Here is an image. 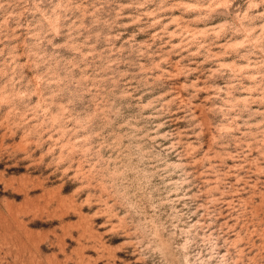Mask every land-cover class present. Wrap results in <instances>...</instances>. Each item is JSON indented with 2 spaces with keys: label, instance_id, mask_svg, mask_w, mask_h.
I'll list each match as a JSON object with an SVG mask.
<instances>
[{
  "label": "clouds",
  "instance_id": "9594fccd",
  "mask_svg": "<svg viewBox=\"0 0 264 264\" xmlns=\"http://www.w3.org/2000/svg\"><path fill=\"white\" fill-rule=\"evenodd\" d=\"M13 2L0 0V16H11ZM17 2L27 3L29 11L12 17L11 25L0 24V56L17 54L12 28L25 30L24 52L44 86L54 82L67 110L64 119L79 133L87 173L82 179L122 224L129 251L146 264L152 256L160 264H232L217 239H209L211 206L196 167L207 142L201 125L204 131L209 126L194 116L198 93L186 79L182 104L167 70L176 67L172 56L193 45L205 55L207 47L189 43L183 33L180 45L164 40L160 13L170 8L169 0ZM222 35L235 45L227 52L234 63L220 68L216 59L200 73L209 88L205 116L215 146L226 151L248 139L264 145V14L253 8ZM182 59L188 61L181 65L187 78L197 71L191 68L195 60L191 52Z\"/></svg>",
  "mask_w": 264,
  "mask_h": 264
},
{
  "label": "rangeland",
  "instance_id": "374dc122",
  "mask_svg": "<svg viewBox=\"0 0 264 264\" xmlns=\"http://www.w3.org/2000/svg\"><path fill=\"white\" fill-rule=\"evenodd\" d=\"M169 4L160 13L168 33L164 40L171 38L173 46L180 45L183 33L189 43L202 41L207 47L205 55L197 54L203 47L193 45L172 56L176 67L167 70L181 89L182 104L185 80L192 81L198 93L192 100L194 116L209 126L204 131L201 125L207 142L196 161L203 185L197 187L211 206L209 239H217L220 253H227L232 264H264V145L248 139L226 151L215 146L216 134L205 116L209 88L200 74L216 59L221 60L217 67L232 66L227 52L235 45L222 33L240 22L241 14L247 18L253 8L264 14V0H169ZM28 11L27 3L14 0L11 16H0V24L11 25L12 17L23 18ZM24 31L12 28L19 41L17 54L9 53L10 59L0 56V264H146L143 256L129 251L133 246L125 239L122 224L84 183L79 133L64 119L67 110L53 91L54 82L45 87L34 59L24 52ZM189 52L195 60L191 68L197 71L186 78L181 65L188 64L182 57ZM68 160L70 165L64 163ZM150 264L160 261L152 256Z\"/></svg>",
  "mask_w": 264,
  "mask_h": 264
}]
</instances>
